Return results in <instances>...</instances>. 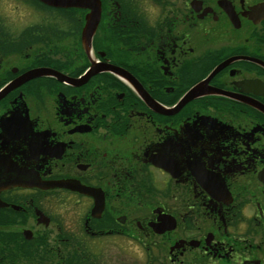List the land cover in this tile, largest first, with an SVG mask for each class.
Masks as SVG:
<instances>
[{
  "label": "flooded vegetation",
  "instance_id": "af4514ba",
  "mask_svg": "<svg viewBox=\"0 0 264 264\" xmlns=\"http://www.w3.org/2000/svg\"><path fill=\"white\" fill-rule=\"evenodd\" d=\"M0 264H264V0H0Z\"/></svg>",
  "mask_w": 264,
  "mask_h": 264
},
{
  "label": "water",
  "instance_id": "95a60500",
  "mask_svg": "<svg viewBox=\"0 0 264 264\" xmlns=\"http://www.w3.org/2000/svg\"><path fill=\"white\" fill-rule=\"evenodd\" d=\"M50 5L64 6L68 1H84V0H42Z\"/></svg>",
  "mask_w": 264,
  "mask_h": 264
}]
</instances>
